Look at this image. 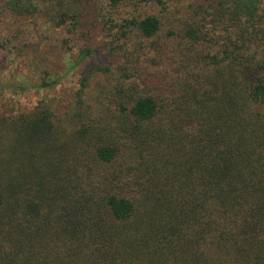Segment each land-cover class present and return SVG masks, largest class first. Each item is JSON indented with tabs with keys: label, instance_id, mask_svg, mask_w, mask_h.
Wrapping results in <instances>:
<instances>
[{
	"label": "trees",
	"instance_id": "obj_1",
	"mask_svg": "<svg viewBox=\"0 0 264 264\" xmlns=\"http://www.w3.org/2000/svg\"><path fill=\"white\" fill-rule=\"evenodd\" d=\"M0 8L33 50L107 37L61 112L0 106V264H264V0ZM26 66L13 94L57 84Z\"/></svg>",
	"mask_w": 264,
	"mask_h": 264
},
{
	"label": "rangeland",
	"instance_id": "obj_2",
	"mask_svg": "<svg viewBox=\"0 0 264 264\" xmlns=\"http://www.w3.org/2000/svg\"><path fill=\"white\" fill-rule=\"evenodd\" d=\"M28 22V19H18L0 8V106L13 99V107L18 101L24 106L23 108H27L36 100L43 98L49 103L53 111L61 112L78 87L80 75L99 60L106 59L105 56L99 55L100 59L98 55H94L92 52L86 57L78 58L79 50L86 47V37H89V45L92 49L101 53L107 38L106 32L101 29V24L95 26L89 36L84 38L78 37V35L68 37L64 30L49 29L42 33L45 36L36 47L39 49L33 50L34 45L28 40H33L31 35L25 36L24 32L23 35H20V30L32 29ZM35 29L32 30L31 34L35 33L34 35L37 37L43 29L40 27H35ZM67 38H69L68 42L64 44L63 41ZM7 39L8 43L5 44ZM7 49L11 53L6 52ZM33 56L37 57L40 63L39 69L49 74L47 79L55 78L58 80L57 84L48 89L13 94V91L6 86L15 81V78L20 79L25 70H29L26 64L32 63L33 59L35 60Z\"/></svg>",
	"mask_w": 264,
	"mask_h": 264
}]
</instances>
